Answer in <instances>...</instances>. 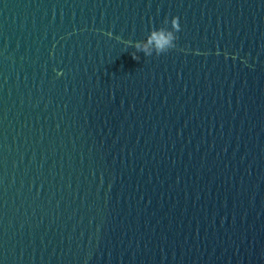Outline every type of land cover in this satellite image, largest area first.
Instances as JSON below:
<instances>
[{
  "label": "water",
  "instance_id": "water-1",
  "mask_svg": "<svg viewBox=\"0 0 264 264\" xmlns=\"http://www.w3.org/2000/svg\"><path fill=\"white\" fill-rule=\"evenodd\" d=\"M0 264H264V0H0Z\"/></svg>",
  "mask_w": 264,
  "mask_h": 264
},
{
  "label": "clouds",
  "instance_id": "clouds-1",
  "mask_svg": "<svg viewBox=\"0 0 264 264\" xmlns=\"http://www.w3.org/2000/svg\"><path fill=\"white\" fill-rule=\"evenodd\" d=\"M163 28L153 27L150 33L156 32L160 33L163 32L164 36L167 37V42L164 43L163 47H155L154 45H149L147 47H141L137 51L143 52L144 56L149 57L152 56L155 52L156 55H160L161 53L169 51L172 47H174L175 41L177 39L176 33L180 30L179 25H175L173 28L168 27V20L165 18Z\"/></svg>",
  "mask_w": 264,
  "mask_h": 264
}]
</instances>
